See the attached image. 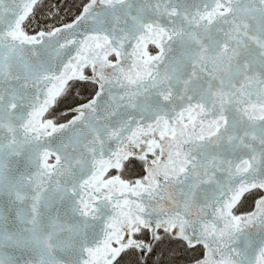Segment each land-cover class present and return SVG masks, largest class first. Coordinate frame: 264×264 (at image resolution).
<instances>
[{
    "label": "snow or ice",
    "instance_id": "6c2138e0",
    "mask_svg": "<svg viewBox=\"0 0 264 264\" xmlns=\"http://www.w3.org/2000/svg\"><path fill=\"white\" fill-rule=\"evenodd\" d=\"M0 264H264V0H0Z\"/></svg>",
    "mask_w": 264,
    "mask_h": 264
}]
</instances>
